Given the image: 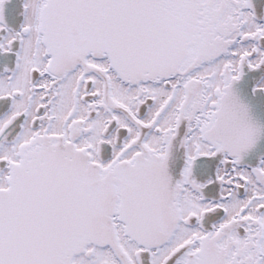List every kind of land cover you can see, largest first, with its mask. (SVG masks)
<instances>
[{"label":"snow or ice","instance_id":"obj_1","mask_svg":"<svg viewBox=\"0 0 264 264\" xmlns=\"http://www.w3.org/2000/svg\"><path fill=\"white\" fill-rule=\"evenodd\" d=\"M0 264H264V0H0Z\"/></svg>","mask_w":264,"mask_h":264}]
</instances>
